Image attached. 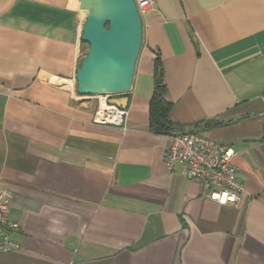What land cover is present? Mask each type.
<instances>
[{
  "label": "crops",
  "instance_id": "obj_1",
  "mask_svg": "<svg viewBox=\"0 0 264 264\" xmlns=\"http://www.w3.org/2000/svg\"><path fill=\"white\" fill-rule=\"evenodd\" d=\"M155 3L132 88L89 95L81 0H0V189L20 224L0 264H264V0ZM158 60L171 120L234 149L237 205L167 167ZM106 104L125 125L94 120Z\"/></svg>",
  "mask_w": 264,
  "mask_h": 264
},
{
  "label": "built area",
  "instance_id": "obj_2",
  "mask_svg": "<svg viewBox=\"0 0 264 264\" xmlns=\"http://www.w3.org/2000/svg\"><path fill=\"white\" fill-rule=\"evenodd\" d=\"M143 23L155 9V0H135ZM129 116L128 107L106 104L100 107L94 120L101 123L125 125ZM165 150V163L173 169L177 163L184 164V172L199 181L206 196L222 205H237L246 191L239 180V168L234 162V149L214 138L198 132L169 134ZM13 193L8 187L0 189V251L9 252L17 244L12 234L20 227L9 216Z\"/></svg>",
  "mask_w": 264,
  "mask_h": 264
},
{
  "label": "water",
  "instance_id": "obj_3",
  "mask_svg": "<svg viewBox=\"0 0 264 264\" xmlns=\"http://www.w3.org/2000/svg\"><path fill=\"white\" fill-rule=\"evenodd\" d=\"M88 11L82 40L88 51L77 70V90L108 95L129 91L143 44V20L135 0H81Z\"/></svg>",
  "mask_w": 264,
  "mask_h": 264
},
{
  "label": "trees",
  "instance_id": "obj_4",
  "mask_svg": "<svg viewBox=\"0 0 264 264\" xmlns=\"http://www.w3.org/2000/svg\"><path fill=\"white\" fill-rule=\"evenodd\" d=\"M156 64V78L154 91L150 100V129L157 134H177L182 132H195V131H182V127L179 124L173 122L170 118V112L173 107V103L169 101L165 94L167 86L164 79V70L161 61L158 60ZM215 121H208L207 126L216 124Z\"/></svg>",
  "mask_w": 264,
  "mask_h": 264
}]
</instances>
